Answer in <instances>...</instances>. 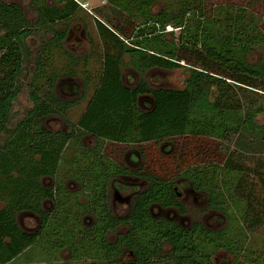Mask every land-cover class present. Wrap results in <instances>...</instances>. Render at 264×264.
Masks as SVG:
<instances>
[{
	"label": "trees",
	"instance_id": "1",
	"mask_svg": "<svg viewBox=\"0 0 264 264\" xmlns=\"http://www.w3.org/2000/svg\"><path fill=\"white\" fill-rule=\"evenodd\" d=\"M157 1L107 0L90 16L97 27L104 62L98 76L91 78L98 83L85 113L77 123H71L69 110L80 100H63L57 95V85L61 78H77L83 69L82 74L87 72L88 57L67 52L65 41L70 20L80 12L88 17L89 12L73 0H58L59 6L54 7L35 0L38 19L32 25L20 6L0 0V137L5 138L0 142V202L4 204L0 209V264L14 263L42 237L51 239L43 246L45 251L65 247L74 257L77 246H87L86 241L67 242L62 237L72 231L68 224H80L78 216L85 208L77 200L84 189L71 194L64 185L66 179L84 185L86 174L92 177L101 169L99 164H85L87 153L92 152L81 141L86 133L97 138L99 149L93 151L94 156L104 144L117 143L120 148L140 150L146 164L148 148L156 150L160 143L186 137L218 142L219 150L225 152L221 162L179 168V175L195 190L206 192L209 207L230 221L227 210L231 207L221 187L229 188L230 203L240 208L236 214L239 226L233 234L230 225L212 230L195 223L186 228L155 218L150 213L153 204L178 209L181 214L186 209L174 180L145 172L150 186L139 194L130 215L117 220V225L125 223L129 229L118 235L117 256L126 249L134 258L128 264L163 262L162 247L168 244L171 253L167 259L174 264H214V254L220 249L235 255V264H264V124L258 118L264 115V52L258 59L254 56L264 45V16L254 6L257 3L248 0L221 4L174 0L155 12ZM42 28H49L53 36L35 56L28 83L32 107L10 128L28 58L24 42ZM91 43L94 49L96 45ZM125 65L140 74L154 68L183 69L188 76L182 89L151 88L144 79L129 88L122 82ZM86 78H81L82 99L94 82ZM141 96L153 100L146 110L138 105ZM52 115L62 118L71 131L47 129L44 119ZM248 161L255 166H249ZM117 162V172H124L121 160L117 158ZM49 178L55 180L51 187L44 184ZM93 179L97 187H104L106 178ZM97 192L94 205L99 211H95L110 216L100 203L101 192ZM69 196L74 197L70 201L75 211L66 212ZM46 201L54 203L53 211L44 209ZM25 212L40 217L38 231L26 232L20 227L17 216ZM81 230L84 232L83 226ZM261 233L262 246L249 248L248 236ZM96 255L92 252L89 256Z\"/></svg>",
	"mask_w": 264,
	"mask_h": 264
},
{
	"label": "rangeland",
	"instance_id": "2",
	"mask_svg": "<svg viewBox=\"0 0 264 264\" xmlns=\"http://www.w3.org/2000/svg\"><path fill=\"white\" fill-rule=\"evenodd\" d=\"M2 1L9 5L13 4L20 6L23 9L26 18L32 25H34V23L37 21L38 13L35 8L36 5L35 0H2ZM37 1H46V4L49 7L59 6L58 0H37ZM207 1H209L210 3L212 2L213 4H221L225 1H230V0H207ZM237 1L239 2V0ZM248 1H250V3H252L253 5L254 2H256L257 4L254 6H256L257 10H259L264 16V0H248ZM86 2L89 4L88 6L93 14H96L95 13L96 9L103 8L107 4V0H86ZM166 3L173 4L174 0H158L154 11L159 12L165 7ZM114 6L117 7L116 4H114ZM174 6L172 7L174 8ZM257 15L260 16L261 14H257ZM90 16L92 15L90 14L87 17L86 14L80 12L75 18H72L70 20L69 23L70 26L68 31L70 34L68 33L69 34L68 38L65 41V50L76 57H80L85 54L86 55L92 54L94 56H99V58H95L93 60L92 64L89 67L90 77H96L98 76V73L101 68L100 58L102 56V50H101L102 48H100V39L93 21L94 19H92V17ZM262 28L264 29V21ZM168 30H171V28ZM87 33H89V35H92L91 37L93 38V44L96 45L94 49L89 45L86 36ZM176 34H178V31L176 32ZM52 36L53 34L51 33V30H49V28L47 30L42 28L41 30H38L33 34H30L25 39L24 43L28 50V54H27L28 58L26 57L27 59L25 60V72L23 73V78H22V83H23L22 91L18 99L13 104V109L10 116V128L15 127L17 122L20 119H22L25 116L26 112L32 107V102L29 96L30 89L28 83L30 82V77H31L30 75H32L35 69L34 67L35 56L37 55L38 52L42 50V48L46 44V40L50 39ZM170 38H172V36H169V39ZM91 50L94 51L91 52ZM263 52H264V45L256 50L254 56H256L258 59ZM128 60H129L128 57H125V61L127 62ZM181 64L184 63L181 62ZM83 70L85 71V69ZM83 70L82 72H78V74H76L77 79L75 80L74 78L67 80L66 78H61L59 80V84H58L59 97H61L62 99L68 102L69 101L76 102L79 100L80 95H78V92L76 88H74V86L72 85V82L74 81V83L80 85L78 77L85 78V74H82ZM187 76H188L187 71L183 69L174 70V71L152 69L145 75V79L149 82L150 86L153 88L182 89L184 87L185 79ZM140 79L141 76L133 72L129 66L124 67L123 81L126 85L134 86L136 83H138V81H140ZM93 92L94 89H90L88 94L86 95V98H84L83 101L80 102L78 101V103L73 105V107L69 110L68 118L71 123H77L80 120L81 116L83 115V113L87 108V103L90 101ZM258 118H259V122L264 124V115H261ZM44 125L48 129L55 131L62 130L64 132H67L70 130V127L66 125V123L58 116H50L46 118L44 121ZM4 139H5L4 136H1L0 142L2 143ZM84 140L89 146H91L94 143L93 142L94 140L92 138L91 139L85 138ZM168 143L170 144L169 145L170 150H168V152H164L165 150L162 151V147L164 148L168 146L167 142L158 144L156 150H152V147L148 148V153L150 154V157L147 160L146 168H144V171L142 170L141 172L154 174L165 180H174V185L176 186L177 190H180L182 194L181 201L185 204L187 213L181 216V214H179L180 212L177 209L164 210L158 207H154L153 213L155 217L160 216L163 218L175 219L176 221L180 222L182 225L187 227L197 222H201L203 224H206L208 227L217 230L225 229L227 226L230 225L229 229L233 234L234 233L233 231H235V229H238L239 226L238 222H236L237 221L236 214H238L239 207L236 204L234 207L233 206L234 203L232 201H231L232 204L230 203L231 193L229 191V188L226 189L221 187V191L224 189L223 191L224 198L228 200L227 201L228 205L231 207V209H228L227 211L231 215L233 221H230L227 217H225L223 213H221L218 210H216V212L211 211V208L208 205L209 197L207 193L204 192L203 190L201 191L198 190L199 192L195 193L193 191L192 185H190L187 182V180L183 179L179 175V168L183 169L185 167H190L194 165L209 166V164L211 163L221 162L224 159L225 152L222 151V149L219 150L220 148L219 143L208 139H200V138H192V137L181 138L176 142L171 141ZM128 149L129 148L126 147L120 148L116 145H112L109 143L106 144L104 148L105 152L108 153L110 156H114L116 157V159L117 158L120 159L122 166H125L126 163L125 155L129 154ZM143 160L145 159L143 158ZM247 164L249 166H255V163L253 161H248ZM230 182L232 183L233 181L231 180ZM45 183L50 185L52 182L51 180H47L45 181ZM68 184H69V188L72 191L71 193H75V191L80 189L79 186L80 184H75V183L73 184L68 183ZM111 195L112 194H110V196ZM73 198H74L73 196H69V199H67L68 201L65 204L66 212H68V210L73 211L75 209L72 208L74 206L70 201V199ZM78 202L82 204L83 198H79ZM115 207L117 209V216L119 217L124 216L125 214L128 213V209H129L128 206L125 203L119 202L118 199H117V205ZM2 208H4V204L0 202V209ZM53 208H54V204L52 203L46 204V209L51 210ZM86 208L87 207L83 208V210L87 211ZM112 209L115 208L113 207ZM17 220L20 227L29 232H35L39 230L41 225L40 218L31 213L19 214ZM75 220H77L76 217ZM83 220L84 217L83 218L80 217V223H82ZM125 225L117 229V234L113 233L110 236V239L112 241L116 239V235L118 236V234L120 233L128 232L127 227ZM68 226L69 229L72 231L62 234V237L64 236L66 241L69 240L74 242L78 239L83 238L84 232H81L82 226L80 224L72 223V224H68ZM240 229H242V226L240 227ZM248 237L249 238L247 245L249 248L251 246H254V248L256 249L262 246V242H263L262 233L252 234V235L250 234ZM48 240L51 239L48 238ZM48 240L47 238L42 237L33 245L32 248L24 252L21 256L17 258V260L14 263L11 264H63L65 260L70 257L71 253L69 251H64V252H58L57 254L58 248L55 251L51 249L49 251H45L43 249V246L48 245L49 243ZM96 240L100 242L101 238L97 237ZM82 241H87L88 245L77 246L76 253L78 254L75 255V257L73 258V260L77 262H69L68 264H76L81 261H84L83 259L86 256L92 254L94 250V246L98 245V243L96 244L94 243L93 240L90 239H83ZM162 248H163V255L166 256L165 257L166 259L163 261V263H159V262L158 263L173 264L172 261H169L167 259V256H169L171 253L170 245L164 244V247ZM62 250L63 248L60 249V251ZM47 253L50 254L48 255ZM55 253L57 254L56 256ZM234 256L235 255L230 254V252L220 249L214 254L213 263L235 264ZM133 259H134L133 253H131L130 250L123 249L121 254L117 256V264H128L129 262H132ZM158 263L156 262L155 264Z\"/></svg>",
	"mask_w": 264,
	"mask_h": 264
},
{
	"label": "flooded vegetation",
	"instance_id": "3",
	"mask_svg": "<svg viewBox=\"0 0 264 264\" xmlns=\"http://www.w3.org/2000/svg\"><path fill=\"white\" fill-rule=\"evenodd\" d=\"M83 3L87 4V8H83V9L86 10L87 12H89V14L93 15L92 11L90 10V8L88 6L89 4L86 2V0H83ZM94 24H95V21H94ZM95 27H96V24H95ZM96 29H97V27H96ZM86 36H87V40L89 42L90 47H92V43H91V41H93V38L91 37L92 35H89V33H87ZM67 38H68V36H67ZM101 50H102V56L100 55L101 56V58H100L101 62L100 63H101V67H102L103 62H104V57H103L104 51H103V49H101ZM91 52H93V50H91ZM80 57H85V58L88 57V63H87V69H86L87 70V72H86L87 75L86 76H89L90 80L94 81V82H92L90 87H88V89L89 90L90 89H95L96 87L94 88V86L98 82L96 80H94V79H91V78H96V77H90L89 67L92 64L93 60L95 58H99V56H94L92 54H89V55L85 54V55L80 56ZM124 67H126V65L122 67V82L123 83H124V81H123V69H124ZM154 69H156V68H154ZM150 70H152V69H150ZM160 70H162V69H160ZM132 71L141 76L140 81L143 80V79L146 80L145 79V75L149 72V71H147L144 74H140L139 72H136L133 69H132ZM86 76H85V78H86ZM85 78H82V79H85ZM75 79H77V78H74V80ZM78 80H79L80 85L74 83V81L72 82V85L74 86V88H76V90L78 92V95H80L79 100L83 101L84 99H82V97H83V92H84V83H83V81H81L80 77H78ZM140 81H138V83H136L134 86H128L125 83H124V85H126L129 88H135L140 83ZM147 83L149 84L148 81H147ZM149 86H150V84H149ZM151 88H153V87H151ZM141 97H144V96H141ZM88 103H87V105H88ZM148 107H149V105L146 103V104H144V106H142V109L146 110ZM70 131H71V128L67 132H64V131H62V132L69 133ZM85 138H90V139L92 138L94 140L93 141L94 143L91 146H89L85 142V140H84ZM81 141H82L83 145L88 150L92 151L91 153L90 152L87 153V156H86L87 158H86V161H85L86 166L93 165V164H94L93 166H95V164L96 165L99 164L101 169H98L99 172L97 173V175L92 174V177L90 176V174H86L84 185L74 181L72 178L66 179L64 185L69 190L70 193L72 191L69 188V184L68 183L80 184L79 185L80 189L75 191V193L78 192V194H80V192H82V190L84 189V193L82 192V195H80V197H78V199H77V200H79V198H83L82 205H85V207H87L86 208L87 211L83 210L81 215L78 216L79 220H80V217H82V218L84 217V220L82 221V223H80L83 226V228H84V235H83L82 239H78L76 241H77V243H81V242H85V241H82L83 239H90V240H93L94 243H96V244L98 243L97 246L96 245L94 246V250H93V252H95V254L97 253L98 256H96V257L95 256H86L83 259L84 261H81V262L76 263V264H117L118 236L116 235V239L114 241H112L110 239V236L113 233L117 234V229L119 227L125 225V223H120L119 225H117V220H120V221L125 220L130 215V213L133 210V206L135 204V201L137 200L139 194L142 193L143 191H145L150 186L149 179L144 175L145 172L144 173L141 172L142 170L144 171L143 168H145L144 165L146 164L145 163L146 161L143 160L144 157H143V154H142V152L140 150H138L136 148H133V147H130L128 149L129 154L125 155L127 164L124 162L125 163V166H123L124 172H117V164H120V163L117 162L116 157L110 156L108 153L105 152L104 148H105L106 144H104L102 150L100 149L99 155L94 156L93 151L96 152L99 149V148L98 149L96 148L97 145H98L97 138L94 135H92V134H87L86 133V134L81 136ZM115 145L117 146V143ZM164 150H162V151L168 152V150H170V147H167ZM94 168L95 167H93V170H95ZM94 177H100L102 179L106 178L105 179L106 183H105L103 188L96 186L95 182L93 181ZM48 180H51V182H52L50 185H47L48 187H51V186H53L55 184V180L54 179H50L49 178ZM95 191H98L97 194H99L101 192V196H100L99 199H101L103 201H100V203L107 207L108 213H110V216H107L105 214H100V213H97L95 211V210H98V208H95V205H94L95 204L94 201H96ZM178 191H179V199L181 201L182 194H181L180 190H178ZM193 191L195 193L199 192L198 190H195L194 188H193ZM71 194H74V193H71ZM110 194H112V195L110 196ZM102 196H104V199L101 198ZM117 199H118L119 202L125 203L128 206V208H129L128 209V213L125 214L124 216H121V217L117 216V209L115 207L117 205ZM48 203L54 204L53 202L46 201L43 204L44 209L47 210V211H53L55 209V205H54L53 209L48 210V209H46V204H48ZM100 203H98L99 206H101ZM208 205H209V199H208ZM113 207L115 209H112ZM154 207H158V208L164 209V210L175 209V208H163V207H161L158 204H153L150 207V213H151V215L153 217H155V215L153 213V208ZM185 209H186V206H185ZM211 211H213V212L215 211L216 212V210H213V209H211ZM186 213H187V210H186V212L184 214H181V213H179V214H181V216H183ZM20 214H22V213H20ZM31 214H33V213H31ZM33 215H35V214H33ZM106 216L109 217V218H106ZM155 218H162V219H165L167 221H173V222H176V223H178L181 226L186 227V228H189V227L192 226V225L189 226V227L184 226L180 222L176 221L175 219L163 218V217H160V216H156ZM114 221H116V222H114ZM40 223H41V221H40ZM197 223H201V222H197ZM203 225L205 227L209 228V229H212V228L208 227L206 224H203ZM125 226L127 227V231H128L129 230L128 226L127 225H125ZM40 227H41V225H40ZM212 230H217V229H212ZM24 231H26V230H24ZM26 232H29V231H26ZM32 233H34V232H32ZM126 233L127 232L120 233V234H126ZM120 234H118V235H120ZM97 237L101 238L100 242H98L96 240ZM86 243H87V241H86ZM87 245H88V243H87ZM96 249H97V251H96ZM64 251H69L71 253V255H70V257L68 259L65 260V262L63 264H68L69 262H77V261L73 260V258H74L73 253L68 248L63 247V250L62 251H57V254H58V252H64ZM50 253H52V252H50ZM50 253H47V254L49 255ZM57 254L55 253V256ZM159 263H163V262H159ZM152 264H155V263L152 262Z\"/></svg>",
	"mask_w": 264,
	"mask_h": 264
},
{
	"label": "crops",
	"instance_id": "4",
	"mask_svg": "<svg viewBox=\"0 0 264 264\" xmlns=\"http://www.w3.org/2000/svg\"><path fill=\"white\" fill-rule=\"evenodd\" d=\"M59 84V83H58ZM58 85H57V95L59 96V94H58ZM61 98V97H60ZM64 100V99H63ZM66 101V100H65ZM142 101V102H141ZM148 104L149 106L150 105H152L153 104V100H152V98L151 97H140L139 98V100H138V105H139V107L142 109V106H144V104ZM142 105V106H141ZM73 107V106H72ZM85 113V112H84ZM83 113V114H84ZM52 116H57V115H52ZM48 117H50V116H48ZM48 117H46V118H48ZM59 117V116H58ZM82 117V116H81ZM45 118V119H46ZM45 119H44V121H45ZM62 119V118H61ZM63 120V119H62ZM64 121V120H63ZM65 122V121H64ZM66 125H68L70 128H71V126L69 125V124H67L66 123ZM46 127V126H45ZM47 128V127H46ZM48 129V128H47ZM50 130V129H49ZM52 131H55V130H52ZM60 131V130H59ZM161 144V143H160ZM168 144V146H166V147H162L163 149L162 150H164L165 148H167V147H169V143H167ZM45 181H47V180H45ZM45 181H44V183H45ZM46 184V183H45ZM46 185H48V184H46Z\"/></svg>",
	"mask_w": 264,
	"mask_h": 264
},
{
	"label": "built area",
	"instance_id": "5",
	"mask_svg": "<svg viewBox=\"0 0 264 264\" xmlns=\"http://www.w3.org/2000/svg\"><path fill=\"white\" fill-rule=\"evenodd\" d=\"M74 1L78 3L82 8H87V4L83 3V0H74Z\"/></svg>",
	"mask_w": 264,
	"mask_h": 264
}]
</instances>
